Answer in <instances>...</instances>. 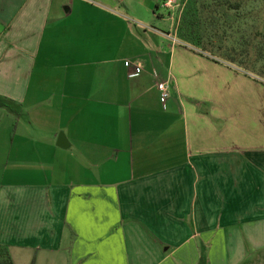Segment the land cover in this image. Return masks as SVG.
<instances>
[{
    "label": "crops",
    "instance_id": "obj_1",
    "mask_svg": "<svg viewBox=\"0 0 264 264\" xmlns=\"http://www.w3.org/2000/svg\"><path fill=\"white\" fill-rule=\"evenodd\" d=\"M164 1L0 0L13 264H264V79L183 43Z\"/></svg>",
    "mask_w": 264,
    "mask_h": 264
},
{
    "label": "trees",
    "instance_id": "obj_2",
    "mask_svg": "<svg viewBox=\"0 0 264 264\" xmlns=\"http://www.w3.org/2000/svg\"><path fill=\"white\" fill-rule=\"evenodd\" d=\"M240 6L239 3H232L230 0H183L176 28L177 38L196 49L209 53L216 51L230 60L241 61L242 57L247 58V47L255 49L258 46L252 45L256 38H260L259 43L264 44V34L257 31V27L252 39L248 40L245 35H240L237 41L234 38V47L228 48L224 45V40L227 39L224 37L226 31L230 30L231 24L235 25L239 22ZM228 38L231 37L228 36ZM240 43L245 47L242 51L239 49ZM263 54L258 53L259 58ZM3 101L0 99V103ZM0 264H13L7 247L3 245H0Z\"/></svg>",
    "mask_w": 264,
    "mask_h": 264
},
{
    "label": "rangeland",
    "instance_id": "obj_3",
    "mask_svg": "<svg viewBox=\"0 0 264 264\" xmlns=\"http://www.w3.org/2000/svg\"><path fill=\"white\" fill-rule=\"evenodd\" d=\"M182 1L183 0H177L174 6H171L169 8H166V11H168L172 15L173 19V25L178 24L179 16L182 9ZM232 3L237 2L239 3L240 9L238 11L239 14V22L234 25L231 24L230 30L226 31V35L224 37H227V39L224 40V45L228 48L234 47V38L235 41L239 39L240 35H245L248 37V40L252 39L255 34V29L257 27V31H261L264 34V0H230ZM165 3V1H164ZM158 12H161V15L163 16L164 12L162 10H159ZM231 37V38H228ZM262 36V35H261ZM255 42L252 44L259 45V39L256 38ZM243 42V41H242ZM244 43V42H243ZM244 45L240 43L239 49L242 51L244 49ZM209 51V50H208ZM248 51V47H247ZM258 53H262L263 51H257L253 48L250 49V56L245 61V57L241 58V62H235L236 66L241 68L242 71L248 72L252 76L259 77L264 79V54L261 58H259ZM212 56L221 58L227 61H232L230 59L224 58L221 54L217 53L216 51H211ZM255 56H258L256 58H253ZM253 58V61L249 60L250 58ZM255 59V60H254ZM263 62L258 63L257 60H262ZM243 61V62H242Z\"/></svg>",
    "mask_w": 264,
    "mask_h": 264
},
{
    "label": "built area",
    "instance_id": "obj_4",
    "mask_svg": "<svg viewBox=\"0 0 264 264\" xmlns=\"http://www.w3.org/2000/svg\"><path fill=\"white\" fill-rule=\"evenodd\" d=\"M177 0H165V3L163 4L164 8H169L171 6H174ZM124 67L126 69H130V65L128 62L124 63ZM140 68L139 67H135L133 70V73L128 74V78H135L140 74ZM156 89L158 91L159 94V102L160 104L164 107L165 102L168 98V94H169V87L166 83H159L156 85Z\"/></svg>",
    "mask_w": 264,
    "mask_h": 264
}]
</instances>
